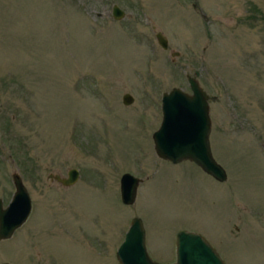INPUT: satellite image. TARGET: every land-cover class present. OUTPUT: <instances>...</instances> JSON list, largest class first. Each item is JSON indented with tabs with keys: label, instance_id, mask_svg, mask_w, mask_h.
Listing matches in <instances>:
<instances>
[{
	"label": "rangeland",
	"instance_id": "374dc122",
	"mask_svg": "<svg viewBox=\"0 0 264 264\" xmlns=\"http://www.w3.org/2000/svg\"><path fill=\"white\" fill-rule=\"evenodd\" d=\"M186 75L210 97L222 182L153 150L160 95L189 93ZM69 168L78 171L69 186L48 177ZM12 172L31 211L0 242V260L118 264L115 249L138 216L155 261H167L171 233L184 228L224 264H264V0H0L5 200ZM124 172L140 178L131 205L119 199Z\"/></svg>",
	"mask_w": 264,
	"mask_h": 264
},
{
	"label": "water",
	"instance_id": "95a60500",
	"mask_svg": "<svg viewBox=\"0 0 264 264\" xmlns=\"http://www.w3.org/2000/svg\"><path fill=\"white\" fill-rule=\"evenodd\" d=\"M123 14L117 5H112V18L120 19ZM154 38L161 48L167 47V40L159 31L154 32ZM186 81L189 93L172 87L160 95V121L151 133L153 150L157 157L172 164L190 161L205 174L222 182L226 179L225 170L213 159L209 146L208 95L194 76L186 75ZM131 101L129 94L121 96L123 104ZM48 177L62 186H69L77 180L78 171L69 168L64 177L51 174ZM11 181L13 193L6 206H0V239L9 238L30 211V197L16 172L11 173ZM139 181L138 177L127 172L120 175L119 199L122 204L133 203ZM114 256L118 264H223L215 249L200 234L186 230L176 233L173 263L152 260L145 248L144 230L139 217L131 218Z\"/></svg>",
	"mask_w": 264,
	"mask_h": 264
},
{
	"label": "flooded vegetation",
	"instance_id": "af4514ba",
	"mask_svg": "<svg viewBox=\"0 0 264 264\" xmlns=\"http://www.w3.org/2000/svg\"><path fill=\"white\" fill-rule=\"evenodd\" d=\"M209 101H210V97H209V95H208V99H207V103H208V112H210V109H209ZM209 119H210V114H209ZM210 132H211V120H210ZM209 135H210V133H209ZM209 144H210V141H209ZM161 159V158H160ZM161 160H163V159H161ZM166 161V160H165ZM167 162H169V161H167ZM13 173V172H12ZM20 176V175H19ZM10 178H11V175H10ZM21 179V178H20ZM21 182H22V180H21ZM11 183H12V181H11ZM23 183V182H22ZM13 185V184H12ZM24 185V184H23ZM13 190H14V187H13ZM2 191L4 192V194L6 195V190L5 189H2ZM13 192V191H12ZM28 192V191H27ZM11 194L12 193H10V195H9V198H8V200H5L4 199V195H0V206H1V208H4L5 206H6V204L8 203V201H9V199H10V197H11ZM29 194V193H28ZM29 197H30V195H29ZM31 199V198H30ZM30 211H31V209H30ZM30 211H29V213H30ZM28 216H29V214L27 215V217H26V219L28 218ZM133 217H138V216H133ZM133 217H131V218H133ZM131 218H130V220H131ZM26 219H25V221H26ZM130 220H129V222H130ZM141 220V219H140ZM25 221L23 222V224L25 223ZM129 222H128V224H129ZM141 223H142V221H141ZM127 227H128V225H127ZM127 227H126V229H127ZM142 227H143V225H142ZM126 229L124 230V232H123V236H122V239H121V241H120V243L123 241V237H124V233H125V231H126ZM143 230H144V228H143ZM179 230H186V231H191V230H188V229H184V228H180V229H176L175 231H174V233H173V235H172V233H171V241H170V243L172 244V246L170 247V248H168L169 249V251H168V257L170 256V258L168 259V257H166L167 258V261H165V262H160V263H173L174 261H175V238H176V233L179 231ZM191 232H195V231H191ZM195 233H198V232H195ZM13 234V233H12ZM198 234H200V233H198ZM201 235V234H200ZM12 236V235H11ZM10 236V237H11ZM147 235H146V233H145V231H144V243H145V248H146V241H147V237H146ZM202 236V235H201ZM9 237V238H10ZM203 237V236H202ZM9 238H7V239H0V242H3L4 240H8ZM204 238V237H203ZM205 239V238H204ZM206 240V239H205ZM207 241V240H206ZM208 242V241H207ZM119 243V244H120ZM209 243V242H208ZM118 244V245H119ZM210 244V243H209ZM211 245V244H210ZM212 246V245H211ZM213 247V246H212ZM117 248V247H116ZM116 250V249H115ZM147 251V250H146ZM148 253V252H147ZM149 255V254H148ZM219 255V254H218ZM150 257V256H149ZM220 257V256H219ZM221 258V257H220ZM152 259V258H151ZM158 262V261H157ZM1 263H9V264H13L12 262H9V261H7V260H0V264ZM223 264H224V261H223Z\"/></svg>",
	"mask_w": 264,
	"mask_h": 264
}]
</instances>
